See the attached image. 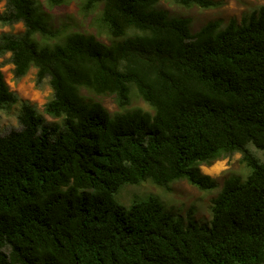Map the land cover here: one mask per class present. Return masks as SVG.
<instances>
[{"label":"trees","instance_id":"obj_1","mask_svg":"<svg viewBox=\"0 0 264 264\" xmlns=\"http://www.w3.org/2000/svg\"><path fill=\"white\" fill-rule=\"evenodd\" d=\"M0 1V25H22L0 33V57L15 78L35 68L47 79L44 111L59 119L46 122L0 71V109L18 102L20 124L0 135V264H264V7L191 32L156 0H82L83 12L100 6L103 42L55 24L41 0ZM132 91L152 111L127 108ZM234 152L247 172L222 180L209 223L175 218L153 195L116 200L145 180L212 190L199 164Z\"/></svg>","mask_w":264,"mask_h":264},{"label":"rangeland","instance_id":"obj_2","mask_svg":"<svg viewBox=\"0 0 264 264\" xmlns=\"http://www.w3.org/2000/svg\"><path fill=\"white\" fill-rule=\"evenodd\" d=\"M215 6L199 7L197 5L185 6L177 3L175 0H156L155 6L166 10L170 15L188 17L189 29L191 32L196 31L205 22L218 19L224 26L230 19L239 21L244 14H248L259 7H264V0H213ZM43 6L52 14L55 24L66 23L74 31L91 33L103 42H108L110 37L95 22L100 11V6L90 11L83 12L79 5L82 0H67L59 5L49 7L44 0H41ZM4 8V1H0V11ZM22 30L21 23L14 25H0L1 32L17 33ZM0 71L10 90L15 92L21 100L30 103L46 122L59 121L44 111V104L50 98L52 90L47 79L40 83L35 81V68H30L28 72L20 77L15 78L13 75V65L9 61V53L0 57ZM134 89V88H133ZM81 94L87 99L99 101L110 113L120 110L114 95L95 94L91 91L81 89ZM127 108H141L152 111L149 105L143 101L134 91L131 92ZM19 103L11 105L9 108L0 109V135H5L11 130L20 128L17 119ZM251 150L260 155L258 151L251 147ZM241 153L234 152L229 156L220 157L210 163L199 164L202 173L207 174L215 179L216 187L212 190L203 191L189 184L185 179L174 180L167 188L157 186L145 180L139 184L121 185L116 194V200L127 206L133 198H139L146 195L157 197L169 210L175 218H182L185 221L189 217L196 223H209L210 200L218 192L222 180L230 175L235 174L243 177L247 169L240 161Z\"/></svg>","mask_w":264,"mask_h":264}]
</instances>
